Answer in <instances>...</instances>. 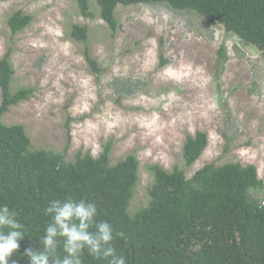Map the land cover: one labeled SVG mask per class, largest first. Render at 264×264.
<instances>
[{"label":"rangeland","instance_id":"rangeland-1","mask_svg":"<svg viewBox=\"0 0 264 264\" xmlns=\"http://www.w3.org/2000/svg\"><path fill=\"white\" fill-rule=\"evenodd\" d=\"M90 5L94 18L84 17L76 0H0V57L8 16L18 9L34 16L17 35L12 83L34 92L3 122L24 124L33 149L61 152L71 136L68 160L79 151L98 156L110 140L112 164L135 153L140 177L131 213L148 204L156 163L188 177L210 162L253 163L264 181V50L166 3L119 4L115 32L97 2ZM76 22L89 27L91 53L106 67L101 77L70 36ZM197 131L209 142L186 167L183 144ZM252 195L261 199L264 186Z\"/></svg>","mask_w":264,"mask_h":264},{"label":"trees","instance_id":"trees-1","mask_svg":"<svg viewBox=\"0 0 264 264\" xmlns=\"http://www.w3.org/2000/svg\"><path fill=\"white\" fill-rule=\"evenodd\" d=\"M90 1L76 0L86 18L95 16ZM95 1L101 18L114 32L120 26L116 17L119 4L166 3L177 10H192L209 24L220 23L245 43L264 50V0ZM33 18L22 9L8 16V46L0 57V205L15 210L25 226L19 252L12 259L29 264L22 254L29 246L40 249V237L49 223L44 214L49 202L71 197L96 203V220L111 224L112 246L125 257L126 264H264V195L261 199L252 195V190L263 188L264 181L255 164L210 162L191 177L180 167L169 171L158 163L150 165L153 181L149 202L131 213L140 177V160L135 153L112 164L110 140L98 156L79 151L68 160L71 136L61 152L33 149L24 124L3 122L12 106L34 92L32 87L12 88L17 35ZM70 36L84 45L90 68L101 77L106 67L91 53L89 27L72 23ZM208 142L204 131L187 135L182 149L186 167L202 155ZM58 255H64L62 244ZM81 258L82 264H109L110 259L90 256L86 250Z\"/></svg>","mask_w":264,"mask_h":264},{"label":"clouds","instance_id":"clouds-1","mask_svg":"<svg viewBox=\"0 0 264 264\" xmlns=\"http://www.w3.org/2000/svg\"><path fill=\"white\" fill-rule=\"evenodd\" d=\"M49 223L40 237V249L29 246L23 257L29 264H82L86 250L96 258H110L109 264H126L123 255H118L112 246L113 229L107 221H97L95 202L71 197L54 199L44 210ZM94 229V230H93ZM25 226L18 220V213L6 204L0 205V264H18L12 259L19 252L20 241L24 239ZM60 237L62 240L57 241ZM62 244L64 255H58Z\"/></svg>","mask_w":264,"mask_h":264}]
</instances>
